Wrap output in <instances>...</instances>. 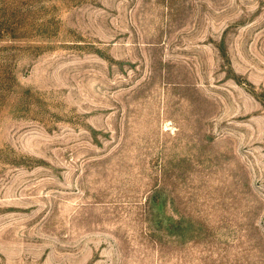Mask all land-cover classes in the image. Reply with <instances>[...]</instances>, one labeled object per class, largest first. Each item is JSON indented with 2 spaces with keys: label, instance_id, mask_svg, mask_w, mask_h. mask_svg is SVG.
I'll use <instances>...</instances> for the list:
<instances>
[{
  "label": "rangeland",
  "instance_id": "obj_1",
  "mask_svg": "<svg viewBox=\"0 0 264 264\" xmlns=\"http://www.w3.org/2000/svg\"><path fill=\"white\" fill-rule=\"evenodd\" d=\"M0 264H264V0H0Z\"/></svg>",
  "mask_w": 264,
  "mask_h": 264
}]
</instances>
